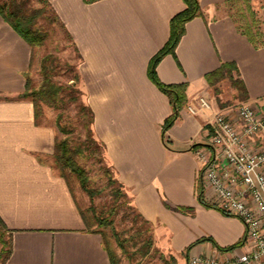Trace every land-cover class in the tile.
Returning a JSON list of instances; mask_svg holds the SVG:
<instances>
[{
	"label": "crops",
	"instance_id": "1",
	"mask_svg": "<svg viewBox=\"0 0 264 264\" xmlns=\"http://www.w3.org/2000/svg\"><path fill=\"white\" fill-rule=\"evenodd\" d=\"M47 1L79 54L78 86L93 111V135L132 205L151 224L157 246L180 258L190 243L212 239L195 243L186 260L246 249L244 223L199 200L194 151L209 142L208 122L224 100L264 108V6L260 44L241 32L239 21L245 7L262 0H198L202 14L185 23L174 53L156 66L163 83H185L186 100L164 133L166 144L162 126L172 106L147 68L167 42L183 0ZM34 49L0 15V218L10 241L2 264H111L68 177L53 167V126L37 125L32 102L20 97L35 66ZM222 63L235 66L231 74L242 94L227 77L215 86L208 81ZM226 83L224 95L218 88ZM198 96L211 108L191 114L187 105Z\"/></svg>",
	"mask_w": 264,
	"mask_h": 264
},
{
	"label": "trees",
	"instance_id": "2",
	"mask_svg": "<svg viewBox=\"0 0 264 264\" xmlns=\"http://www.w3.org/2000/svg\"><path fill=\"white\" fill-rule=\"evenodd\" d=\"M37 1L41 3L39 8H30L28 6L29 0H0V15L31 47H36L41 46L47 37V32L37 25V19L40 15H42L43 12L48 13L45 15V19H47L49 23L56 22L58 24L76 52V48L73 45L70 34L65 30L62 22L59 20L57 14L49 2L47 0ZM91 1L94 0H85V2ZM183 2L185 7L173 15L170 19V33L167 42L150 59L147 68V73L150 80L168 97L172 106L171 114L165 119L162 126V136L165 144L167 141L164 139V133L176 120L179 110L184 105L186 100L184 93L185 83H163L156 74V66L163 56L169 53H174V49L180 37L184 33L185 23L202 14L198 0H183ZM239 21L241 32L246 34L254 44H260L262 42L261 19L253 18V22L251 24L245 20L243 15H241ZM78 58L79 54L76 52V59ZM58 63V57L54 53H45L39 62V71L41 74L40 85L34 87L32 85L31 77L27 76L25 88L20 97L28 98L32 102L34 120L37 125L40 124V118L43 115L42 104H46L47 106H50L56 110V125L61 131L66 133H68L70 129L60 123V119L63 116V106H67L69 103H74L76 105V118L79 120V124L83 128L84 138L81 139V136H79V140L77 142H71L66 137L58 138L55 136L53 152L51 154V158L53 160L52 164L53 167L56 168L64 177H67L65 173L66 170L73 172L76 175L81 188L87 191L90 196H92V193L90 194V190L88 188L89 177L84 167L78 164L77 157L86 156L87 151L88 153H94L95 151L102 153V151H105V146L102 142H99L97 139H95L93 135L92 124L94 115L91 108L84 102V100L81 99L82 92L78 86L79 74L76 64L72 65L71 67L74 72L69 78L70 82L61 83L55 80ZM234 68L235 66L232 63H222L215 71L208 73L206 77L213 86H215V83L220 79L227 77L230 80L231 86L234 87L239 92V94H242V91L244 90L242 84L237 79L233 78L231 74V71ZM216 90L217 89L215 88V91ZM195 146L198 145L196 144ZM115 181H117L119 187L122 188V184L118 182V180ZM119 194L128 197L124 191H119ZM198 198L205 205L211 206L203 200L201 185L198 190ZM132 207L135 210V219L138 218L141 220L142 224L149 225L150 223L145 218H143V216L133 205ZM174 209L186 212H190L192 210L190 207L180 206L174 207ZM87 218L88 217L85 215V219ZM96 223L99 227L105 225L101 219H98ZM95 229L101 234L103 244L108 252L111 264H119L117 254L114 248L110 245L107 234L100 228ZM148 231L149 227L145 228V230H142V228L139 227L132 236V239L140 241L138 243V249L142 255L148 253L153 246L152 236ZM112 235L117 245L123 249V252L126 251L127 240L122 238L120 234L113 228ZM203 240L212 241V239L209 237L200 238L187 245L184 249L183 255L187 258L190 248L195 243ZM242 244L243 241H239L224 249L232 250L237 246H241ZM9 253V230H7L0 218V264L5 262Z\"/></svg>",
	"mask_w": 264,
	"mask_h": 264
},
{
	"label": "built area",
	"instance_id": "3",
	"mask_svg": "<svg viewBox=\"0 0 264 264\" xmlns=\"http://www.w3.org/2000/svg\"><path fill=\"white\" fill-rule=\"evenodd\" d=\"M198 96L191 114L210 109ZM210 140L195 149L203 200L245 225L246 249L231 256H193L190 264H264V108L239 102L214 112Z\"/></svg>",
	"mask_w": 264,
	"mask_h": 264
},
{
	"label": "rangeland",
	"instance_id": "4",
	"mask_svg": "<svg viewBox=\"0 0 264 264\" xmlns=\"http://www.w3.org/2000/svg\"><path fill=\"white\" fill-rule=\"evenodd\" d=\"M30 8H39L41 3L37 0H29ZM264 6V0L253 3L245 7L243 17L248 23L253 22V18L260 19V9ZM48 13L43 12L37 19V25L47 32V37L41 46L34 47L33 59L35 66L32 68L30 77L32 85L37 87L41 83V74L39 71V62L45 53H54L58 57L57 75L55 80L61 83H69V78L73 75L72 65L77 63L76 54L72 45L67 40L63 30L55 23H49L45 19ZM240 14V13H239ZM219 91L229 93L230 87L226 83L225 87L218 88ZM81 99L84 100L83 96ZM223 105H236L237 101L226 99L222 102ZM43 115L40 118V124H50L55 130V136L58 138H68L71 142H77L80 138H84L83 128L76 118V105L69 103L63 106V116L60 123L70 129L68 133L61 131L56 125L57 111L52 107L42 104ZM86 156L77 157V162L86 170L89 177L88 188L90 194L83 190L76 175L66 170L69 183L75 193L78 203L81 205L85 215L91 220V225L94 228H100L107 234L110 245L114 248L119 264H190L189 259L184 256L176 258L171 254L163 251L155 243L151 224H142L140 219H135V210L132 207L129 197L119 194V191H124L119 187L115 174L105 157V151L88 153ZM51 157V156H50ZM51 161L53 162L52 158ZM114 212V214H113ZM101 219L105 225L99 227L97 220ZM149 227V234L152 236L153 246L148 253L142 255L138 249L139 240L132 239L135 231L138 228ZM112 228L116 230L126 241V251L123 252L113 235ZM146 234V233H145Z\"/></svg>",
	"mask_w": 264,
	"mask_h": 264
}]
</instances>
